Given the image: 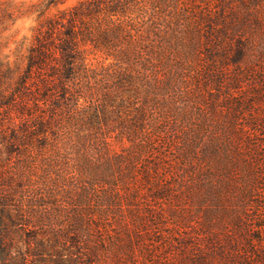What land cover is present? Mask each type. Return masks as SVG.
Wrapping results in <instances>:
<instances>
[{"label": "rangeland", "instance_id": "obj_1", "mask_svg": "<svg viewBox=\"0 0 264 264\" xmlns=\"http://www.w3.org/2000/svg\"><path fill=\"white\" fill-rule=\"evenodd\" d=\"M46 1L0 0V69L10 83L27 67ZM61 1L46 16L77 2ZM140 5L149 14L136 12L133 33L153 24V1ZM219 7L214 0L207 10ZM228 11L230 49L248 46L239 64L216 57L209 69L208 26L189 1L164 10L163 39L119 47V56L134 54L135 69L101 71L93 92L106 97L102 106L54 119L39 106L48 129L39 148L4 154L39 234L70 252L80 237L96 253L92 264H264V0H233ZM19 123L14 115L9 126Z\"/></svg>", "mask_w": 264, "mask_h": 264}, {"label": "trees", "instance_id": "obj_2", "mask_svg": "<svg viewBox=\"0 0 264 264\" xmlns=\"http://www.w3.org/2000/svg\"><path fill=\"white\" fill-rule=\"evenodd\" d=\"M143 1L77 0L50 17L46 16L47 12L59 8L64 1L47 0L39 10V34L28 55L25 71L16 83H10V73L0 69V264H92L96 260L95 251L86 250L87 243L80 237H72L76 251L70 252L54 236L39 234L38 213L27 208L23 194L11 188V177L6 175L5 168L11 164V158H5L4 154L17 152L24 156L30 149L39 148L34 141L39 140V133L48 131L45 123L39 122V106L48 107L52 119L76 115L91 103L102 106L106 97L101 99L93 92L94 80L101 71L111 68L113 73L132 74L135 69L134 54L119 56V47L124 42L129 44L127 52L136 44L145 47L151 34L163 39L162 31L166 28L160 26L167 20L164 10L170 6L179 9L189 1L200 26H208L206 56L211 62L210 70L217 69L216 57L234 64L246 57L247 45L241 44L236 53L228 45L233 40L231 21L235 17L228 11L233 0H217L218 14L207 10L214 0H152L153 13L147 19L153 24L143 22V29L133 33L135 14L145 9L140 5ZM145 14H149L148 9ZM107 49L112 51L108 65L103 56ZM93 114L95 124L101 126L106 122V117L100 119L102 115L96 109ZM14 115H20V123L11 128L9 123ZM30 207L33 209L36 205ZM23 241L28 244L29 252L21 246Z\"/></svg>", "mask_w": 264, "mask_h": 264}]
</instances>
